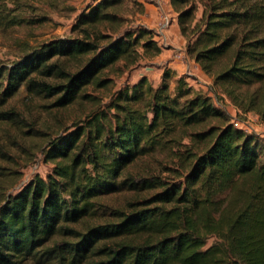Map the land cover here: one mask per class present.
I'll return each instance as SVG.
<instances>
[{
    "label": "trees",
    "instance_id": "1",
    "mask_svg": "<svg viewBox=\"0 0 264 264\" xmlns=\"http://www.w3.org/2000/svg\"><path fill=\"white\" fill-rule=\"evenodd\" d=\"M33 2L0 0V31L21 24ZM117 3L97 1L78 18L80 36L43 42L1 67L0 102L23 82L35 94L63 90V104L85 84L106 85L102 71L134 62L139 47L157 54L151 29L114 35L96 27L117 18ZM170 4L187 52L264 123V0H206L199 18L193 0ZM54 55L81 66L67 71ZM53 74L65 82L47 81ZM157 152L179 162L170 169L179 181L123 176ZM46 154L52 173L0 202V264H264V141L184 76L173 91L165 78L153 86L146 76L119 88L106 109L52 139ZM123 188L156 191L126 208L100 199Z\"/></svg>",
    "mask_w": 264,
    "mask_h": 264
},
{
    "label": "rangeland",
    "instance_id": "2",
    "mask_svg": "<svg viewBox=\"0 0 264 264\" xmlns=\"http://www.w3.org/2000/svg\"><path fill=\"white\" fill-rule=\"evenodd\" d=\"M97 1L34 0L33 7L21 24L0 31V68L10 66L43 42L80 36L78 18ZM205 1L193 0L196 18L201 16ZM112 10L117 18L113 22L97 24V28L116 35L126 29L146 27L154 32V39L161 50L151 54L139 47L141 54L134 62L125 64L118 60L102 71L101 75L109 79L106 85L85 84L76 98L63 104L57 103L63 90L48 95L35 94L29 92L23 82L13 94L0 102V202L35 177L46 178L52 173L55 159L46 154L50 141L75 129L92 109H106L116 90L136 83L141 76H146L153 86L159 85L165 78L171 91L176 78L184 76L195 89L212 95L216 105L229 115L233 123L255 131L264 141V123L258 114L253 110L243 111L238 102L187 52V43L176 23L177 13L170 0H118ZM165 16L169 17V23L163 27ZM50 61L59 62L67 71H76L81 66L77 61L57 55ZM46 80L53 84L65 82L62 75L56 74L46 77ZM2 111H9V114L3 116ZM188 141L185 136L183 142ZM173 166L179 167V162L165 152H157L133 161L126 167L123 176L156 174L177 182L180 178L171 172ZM155 191L138 192L123 188L100 199L112 208H126L129 201L149 196ZM211 241L212 237L207 243ZM22 264L35 263L26 261Z\"/></svg>",
    "mask_w": 264,
    "mask_h": 264
},
{
    "label": "built area",
    "instance_id": "3",
    "mask_svg": "<svg viewBox=\"0 0 264 264\" xmlns=\"http://www.w3.org/2000/svg\"><path fill=\"white\" fill-rule=\"evenodd\" d=\"M168 23H169V17H168V16H165V17H164V20H163V22H162L163 27H164V25H166V24H168Z\"/></svg>",
    "mask_w": 264,
    "mask_h": 264
},
{
    "label": "crops",
    "instance_id": "4",
    "mask_svg": "<svg viewBox=\"0 0 264 264\" xmlns=\"http://www.w3.org/2000/svg\"><path fill=\"white\" fill-rule=\"evenodd\" d=\"M177 23V22H176ZM201 72V71H200ZM203 72V71H202ZM202 74V73H201ZM203 75H205L204 73H203ZM263 135V134H262Z\"/></svg>",
    "mask_w": 264,
    "mask_h": 264
}]
</instances>
